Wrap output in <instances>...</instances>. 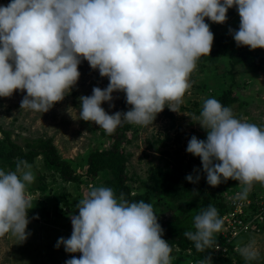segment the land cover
<instances>
[{
	"label": "clouds",
	"instance_id": "1",
	"mask_svg": "<svg viewBox=\"0 0 264 264\" xmlns=\"http://www.w3.org/2000/svg\"><path fill=\"white\" fill-rule=\"evenodd\" d=\"M233 7L239 27L229 33L236 45L264 49V0H9L0 4V98L22 90L20 108L45 113L70 93L87 61L109 82L78 97L79 119L108 134L123 123L152 124L165 107L177 112L171 102H180L198 59L209 56L214 34L206 19L222 25ZM116 92L129 107L110 114L102 104L114 107ZM190 118L206 139L191 136L186 152L200 158L208 185L237 181L243 186L237 200H246L254 183L264 186V126L237 118L214 97ZM194 171L195 179L185 177L190 183L200 180ZM34 181L26 160L17 159L15 170L0 168V235L23 242L31 234L27 188ZM76 208L71 235L55 245L80 254L65 264H171L173 248L152 203L90 185ZM193 228L184 235L203 252L213 246L223 218L209 205L193 217ZM237 251L245 261L261 254L255 239ZM198 264H213L211 255Z\"/></svg>",
	"mask_w": 264,
	"mask_h": 264
},
{
	"label": "rangeland",
	"instance_id": "2",
	"mask_svg": "<svg viewBox=\"0 0 264 264\" xmlns=\"http://www.w3.org/2000/svg\"><path fill=\"white\" fill-rule=\"evenodd\" d=\"M8 2L9 0H0L3 5ZM227 17L226 23L217 29L218 35H230L229 28L238 29L239 15L235 7L228 10ZM230 51V47L222 48L218 52L212 49L209 56H201L198 59L196 69L189 77L191 87L178 104L171 102L175 104L177 112L165 107L156 115L152 124L145 126L127 123L130 128L125 133L122 148L127 157V184L132 194L151 190L155 185L154 179L163 177L159 170L174 172L178 169L180 185L187 181L186 175L191 174L195 179L197 172L194 169L199 170L200 164L193 159V155L186 152V147L193 135L206 139V131L190 117L199 115L204 99L216 98L221 91H226L233 81L235 85H231L232 95L242 103L240 107L238 103L230 106L234 115L264 126V71L249 73L245 65L230 71ZM251 51L264 59V49ZM79 72V80L70 93L45 113L21 109L20 102L26 95L22 90L15 91L11 97L0 98V128L10 133L13 142L23 147L26 140H50L60 159L68 162L77 175H82L80 184L57 178L51 181L56 170L47 169L42 157L36 158L31 164L35 181L27 188L31 209L28 211L30 222L26 231L31 234L23 242L11 233L0 235V264H65L72 255H80L66 253L63 246L55 247L58 238H68L71 235L70 216L78 214L76 205L74 207L77 212L72 210L68 214H64L61 208L65 207L66 195L70 196L68 197L72 202H77L84 198L90 185L105 186L108 172L100 173L93 181L87 180L83 176L86 167L82 160L93 149L108 148L112 141L94 122L83 121L78 116V97L91 95L93 87L105 88L109 81L107 78H101L98 70H92L87 61H82L79 65ZM112 103V108H109L108 103L102 104L110 114L128 110L129 106L122 92L113 93ZM44 175L46 188L39 192L34 188L40 184L36 179ZM220 186L222 188L223 185ZM249 192L264 196V186L254 183ZM62 194L64 196H61ZM155 201L153 199V203ZM37 216L38 218H34ZM167 219L169 214L161 213V220ZM247 239L246 243L252 239L256 240L261 253L256 260L264 262V233L251 235ZM178 253L179 250L173 248L171 264H188L189 251Z\"/></svg>",
	"mask_w": 264,
	"mask_h": 264
},
{
	"label": "trees",
	"instance_id": "3",
	"mask_svg": "<svg viewBox=\"0 0 264 264\" xmlns=\"http://www.w3.org/2000/svg\"><path fill=\"white\" fill-rule=\"evenodd\" d=\"M206 23H209L210 30L214 34L211 50L213 49L214 52H218L222 48L226 49L230 47L231 49L229 54L230 71H233L240 65H245L246 71L249 73L256 74L261 70L264 71V59L262 57L253 53L247 46H237L231 35L227 34L223 36L217 34V29L224 24H215L207 19ZM231 75L233 77L234 73ZM231 85H235V81ZM231 85L226 91H221L216 99L225 106L230 107L232 104L238 103L240 107L242 103L239 102L237 97L232 95ZM238 118H240L239 115ZM129 128L130 125L124 123L113 133H106V137L112 143L108 148H96L86 155L82 160L86 167L83 176L87 180L93 181L100 173L106 171L108 172V176L104 181L105 186L111 187L118 197L122 193L124 198L130 202L144 200L145 202L152 203L154 211L158 216V222L164 230L163 238L172 245V248L179 250L178 254L189 251L187 253L189 258L188 264L198 262L209 254L212 257L213 264H264V262H259L258 260L245 261L239 253H235L232 258L221 253H216L214 245L222 242L216 234H214L213 246L205 249L203 252L196 251L192 241L185 237L184 233L186 231L194 230L193 217L209 205L217 208L220 217L229 210L222 199L221 193L222 189L230 184V179L221 183L223 185L222 188L221 184L216 187L206 185V174L202 171L199 157L194 156L193 158L200 164V180L198 183L185 181L183 185H180V172L178 169L174 170V172L159 170L163 177L161 179H154L155 185L151 190L142 194H132V190L127 184V157L122 148V144L125 142V133ZM0 134L3 135V139L0 140V168L15 170L17 159H23L29 164H33L36 158L42 157L44 166L47 169L54 168L56 170L55 174L51 177V181H55L57 178L62 181L67 180L74 184H80L82 175H77L68 162L60 159L50 140L43 138L33 141L26 140L22 147L11 140L8 131L0 128ZM44 176H38L36 179L40 184L34 188L39 192L44 191L46 188L44 184L46 176ZM193 191L196 193H193ZM61 196H64V194ZM68 196L66 195L64 199L65 207L61 208L64 214L71 213L72 210L76 211L74 205L78 204V201L72 202V199ZM152 198L156 200L155 203H153ZM158 201H161V203ZM161 213L169 214V219L162 221Z\"/></svg>",
	"mask_w": 264,
	"mask_h": 264
},
{
	"label": "built area",
	"instance_id": "4",
	"mask_svg": "<svg viewBox=\"0 0 264 264\" xmlns=\"http://www.w3.org/2000/svg\"><path fill=\"white\" fill-rule=\"evenodd\" d=\"M241 190L242 185L230 179V184L225 186L221 193L229 210L221 216L223 228L216 235L222 242L214 245V251L230 258L239 253L238 246L246 244L251 235L264 233V196L249 192L246 200H237V193Z\"/></svg>",
	"mask_w": 264,
	"mask_h": 264
}]
</instances>
